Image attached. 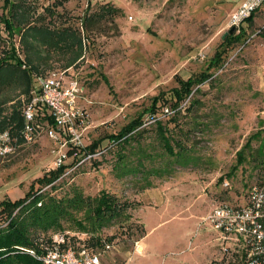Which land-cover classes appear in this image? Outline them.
I'll list each match as a JSON object with an SVG mask.
<instances>
[{
  "label": "rangeland",
  "instance_id": "obj_1",
  "mask_svg": "<svg viewBox=\"0 0 264 264\" xmlns=\"http://www.w3.org/2000/svg\"><path fill=\"white\" fill-rule=\"evenodd\" d=\"M241 1L34 0L26 13L17 12L18 30L8 37L2 31L0 48L13 42L22 76L18 70L3 76L0 117L11 109L20 116L36 74L70 66L79 80L81 143L98 144L88 157L66 153L63 171L37 191L58 197L103 189L114 197L120 216L97 231L114 243L100 254L101 264H237L221 253L216 231L201 219L221 201L240 203L264 176V2L250 22L233 24L221 37ZM32 23L22 40V26ZM204 72L208 77L192 86L176 110L159 99L150 112L151 96H167L174 76ZM151 113L172 150L179 145L178 161L164 150ZM132 117L140 124L127 140H109ZM56 147L39 133L1 156L0 199L22 196L32 184L37 188L41 173L54 167ZM60 227L75 231L63 219ZM81 237L88 248L101 249L102 240L98 245L86 233Z\"/></svg>",
  "mask_w": 264,
  "mask_h": 264
},
{
  "label": "built area",
  "instance_id": "obj_2",
  "mask_svg": "<svg viewBox=\"0 0 264 264\" xmlns=\"http://www.w3.org/2000/svg\"><path fill=\"white\" fill-rule=\"evenodd\" d=\"M263 2L242 0L226 25L239 24ZM34 79L35 85L21 106L16 130L0 129V157L8 155L20 143L32 141L39 133L57 142L54 167L62 163L66 153L73 155L81 151L84 157L92 155L94 150H85L80 139L84 113L76 99L81 85L70 66L36 74ZM41 107L46 109L50 122L40 117ZM162 109L168 111L166 106ZM151 119H156L153 113L149 116ZM65 143L68 148L63 149ZM222 184L226 185L227 181L223 180ZM201 220L216 231L222 254L233 255L237 264H264V182L251 184L240 203L221 201L213 205ZM84 235L65 229L47 231L38 234L33 246L22 251L39 264H101L100 254L111 250L113 241L102 240L97 251L81 242Z\"/></svg>",
  "mask_w": 264,
  "mask_h": 264
},
{
  "label": "trees",
  "instance_id": "obj_3",
  "mask_svg": "<svg viewBox=\"0 0 264 264\" xmlns=\"http://www.w3.org/2000/svg\"><path fill=\"white\" fill-rule=\"evenodd\" d=\"M33 2L34 0H0V40L3 39L2 31L8 37L15 30H18L15 29L17 26L15 22H18L16 19L17 12L21 11L24 13L25 11L26 13V9L32 7L30 4ZM49 7L45 6L44 8L49 10ZM106 8L116 10V8L108 5H106ZM252 14L253 12L243 20L250 22ZM34 17H37V15H34ZM88 19H91V16L87 17V21ZM33 26V23L22 26V40L25 38V28H33ZM5 45L4 48H0L2 52L0 54V82L4 75L16 76L17 74L14 71L17 70L22 76V70L18 67L19 57L15 52L13 42L7 40L5 41ZM214 55L219 56V52ZM193 76L187 75L184 78L178 77L177 75L174 76L176 85L169 87L167 96L163 92L151 96L149 102L150 112H154L159 99H165L169 107L172 110H176L180 106L182 99L189 94L192 86L208 77L207 72L200 73L197 78H193ZM40 112H42L40 117H44L50 122L49 115L44 107H41ZM154 121L156 130L158 131L157 136L161 139L164 150L170 157L178 161L179 156H175H177L176 151L179 145H177V150L173 151L167 135L164 134L160 120L156 118ZM9 122L13 123L8 128L15 131L20 122L17 109H11L8 115L0 117V126ZM139 124L140 120L138 117H132L117 131L108 134L107 137L109 140H118L120 138L122 141H125L130 136L131 131L135 130ZM262 128H264V124ZM97 144V140H94L84 145V148L93 151ZM142 151L144 152L145 149H142ZM181 163H186V160L182 158ZM65 165L61 163L41 173L36 180L38 187L33 188V184L30 185L22 196L12 200L8 198L0 199V216L3 219V224L0 223V264H39L38 261L30 257L27 253L20 249L16 250L14 246H20L22 248L32 247L31 236H37L47 231L62 230L60 227V219L70 223L75 228V231L88 234L87 238L91 239L92 243L99 245L102 239L97 234V231L103 225H107L114 219L119 218L118 206L114 197L103 189H100L97 194L91 196L79 195L74 192L70 195L56 197L44 191V189L37 191L42 185L55 179L63 171ZM121 169L124 173H129L131 168L127 167V165H122ZM260 182H264V176L256 183ZM37 203L39 204L37 205Z\"/></svg>",
  "mask_w": 264,
  "mask_h": 264
},
{
  "label": "water",
  "instance_id": "obj_4",
  "mask_svg": "<svg viewBox=\"0 0 264 264\" xmlns=\"http://www.w3.org/2000/svg\"><path fill=\"white\" fill-rule=\"evenodd\" d=\"M234 29V25H230L227 30L223 31L221 34V37L226 33V32H231Z\"/></svg>",
  "mask_w": 264,
  "mask_h": 264
},
{
  "label": "crops",
  "instance_id": "obj_5",
  "mask_svg": "<svg viewBox=\"0 0 264 264\" xmlns=\"http://www.w3.org/2000/svg\"><path fill=\"white\" fill-rule=\"evenodd\" d=\"M140 237H142V236H140Z\"/></svg>",
  "mask_w": 264,
  "mask_h": 264
}]
</instances>
